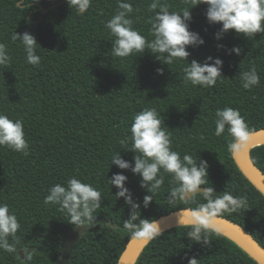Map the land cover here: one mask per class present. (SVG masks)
<instances>
[{"label": "trees", "instance_id": "1", "mask_svg": "<svg viewBox=\"0 0 264 264\" xmlns=\"http://www.w3.org/2000/svg\"><path fill=\"white\" fill-rule=\"evenodd\" d=\"M126 2L134 8V28L151 39L147 22L154 15L148 11L151 0ZM162 2L170 11L187 7L185 0ZM117 8V0H92L80 15L67 0H23L22 5L21 0H0V43L11 57L9 65L0 66V113L22 120L29 145L27 156L0 146V203H7L16 214L20 245L33 251L31 264H59L63 244L75 226L58 205H46L44 198L53 185L66 186L72 177L100 190L102 202L94 213L100 223L84 232L69 264H117L131 238L123 229L130 206L123 198L116 199V187L107 183L114 173L128 177L125 186L141 204V219H157L205 202L197 196L195 202L170 205L171 177L165 174L160 191L144 208L143 197L149 193L140 187L141 177L110 166L117 151L134 166L135 153L125 151L120 141L130 137L133 117L145 107L160 113L171 132L173 150L208 162V184L201 187L247 198V210L220 216L241 225L264 248V195L229 153L232 137L227 127L220 137L214 134L215 112L225 107L239 109L250 131L264 128V33L247 38L229 30L218 40L216 33L222 25L209 24L207 5L191 8L189 30L199 33L205 43L186 48L188 62L203 63L208 56L223 60V77L214 87H193L184 82V61L167 65L147 49L137 56H112L115 38L105 24ZM15 31L35 36L41 57L38 65L29 64L20 41L11 40ZM236 46L243 49L241 53L229 55L228 50ZM253 67L260 83L243 89L239 73ZM158 68L163 74L157 73ZM250 154L264 173V144L253 147ZM189 230L183 225L162 232L145 246L135 264H188L187 258L192 257L199 264H258L214 230L208 234L207 245L190 240ZM0 264L20 261L0 250Z\"/></svg>", "mask_w": 264, "mask_h": 264}, {"label": "clouds", "instance_id": "2", "mask_svg": "<svg viewBox=\"0 0 264 264\" xmlns=\"http://www.w3.org/2000/svg\"><path fill=\"white\" fill-rule=\"evenodd\" d=\"M69 7L83 15L90 8L92 0H67ZM118 8L115 14L106 22L105 27L115 39L112 41L111 54L113 57L127 58L143 54L149 50L156 59L164 64L171 65L176 61H184V82L193 87L201 86L212 88L218 79L223 77V60L208 56L203 63L193 59L188 62L190 52L187 47H199L205 43L199 33L189 30L192 19L190 9L200 4L207 5L205 12L209 24H221L216 33L220 39L229 30H234L238 35L243 34L252 38L257 33H264V0H185L187 7L179 11H170L169 5L162 0H151L148 11L154 15L149 17L148 39L140 30L134 28L132 13L134 8L126 0H117ZM23 0H21V5ZM159 9V11H156ZM12 41H20L26 60L31 65H38L41 57L36 52L39 45L34 35L29 32L20 34L14 32ZM223 48L224 45H217ZM243 49L239 46L228 50V54L239 55ZM11 57L7 53L4 43H0V66L10 64ZM158 74H163V69H157ZM243 89L258 86L260 77L253 67L239 73ZM215 132L217 137L225 133L232 137L227 149L235 157L246 153L253 144V137L248 124L241 116L239 109L225 107L215 112ZM130 137L120 141L125 145V151L135 153L131 162L123 159L117 151L111 157V165L119 169L130 170L141 177L140 187L146 189L149 195L143 197V207L148 208L155 195L160 191L165 181V174L171 177L170 189L167 200L170 205L177 202H195L197 196L202 197L204 203L197 207L184 210L178 217V222L183 223L190 230L187 237L197 243H209L208 234L214 230L217 217L222 213H234L247 210V198L234 196L231 192L223 191L217 194L212 187L201 189L208 184L207 161L183 154L173 150L171 132L164 126L160 113L154 107H145L136 113L130 126ZM130 143V146H129ZM0 146L21 153L29 154V145L25 139L23 122L20 119H10L6 114L0 113ZM199 160V164L197 161ZM128 177L122 173H114L107 183L115 186V198H123L125 204L130 206L129 218L123 221V229L130 233L131 240L147 245L152 240L162 235L163 229L160 221L156 219H141V204L133 200V195L126 182ZM102 193L90 183L72 177L66 186L53 185L44 198V203L58 205L59 210L68 217V223L83 227L86 230L100 223L94 213L101 208ZM106 227H112L105 223ZM21 225L16 214L10 211L7 203H0V250L13 254L20 264H31L33 251L27 246L20 245L17 236ZM217 234H219L217 232ZM23 251V258L18 253ZM187 258V257H185ZM188 264H199V259L187 258Z\"/></svg>", "mask_w": 264, "mask_h": 264}, {"label": "water", "instance_id": "3", "mask_svg": "<svg viewBox=\"0 0 264 264\" xmlns=\"http://www.w3.org/2000/svg\"><path fill=\"white\" fill-rule=\"evenodd\" d=\"M250 133L254 138L253 144L248 148L246 153L238 154L233 157V159L242 174L264 195V173L253 162L250 154V150L253 147L264 144V128L250 131ZM201 189H203V187H201ZM184 210L186 209L177 210L162 215L156 219L160 221L163 232L170 228L184 225L183 223L178 222V217ZM85 231V228L75 226L69 232L63 244L59 264H69L74 248ZM214 231L232 240L258 264H264V248L241 225L225 217L219 216L214 225ZM144 248L145 245L133 241L130 238L119 256L117 264H135ZM19 253L21 257H23V251L21 250Z\"/></svg>", "mask_w": 264, "mask_h": 264}]
</instances>
